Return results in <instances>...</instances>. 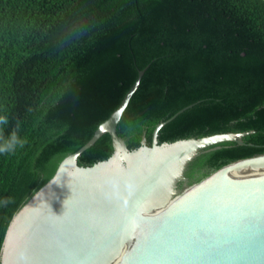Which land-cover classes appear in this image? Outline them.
<instances>
[{
	"label": "trees",
	"instance_id": "trees-1",
	"mask_svg": "<svg viewBox=\"0 0 264 264\" xmlns=\"http://www.w3.org/2000/svg\"><path fill=\"white\" fill-rule=\"evenodd\" d=\"M144 71L116 132L129 150L252 132L189 165L188 186L264 154L263 0H0V251L13 216L86 144ZM209 147V148H213ZM208 148V149H209ZM108 134L77 159H108Z\"/></svg>",
	"mask_w": 264,
	"mask_h": 264
},
{
	"label": "water",
	"instance_id": "water-1",
	"mask_svg": "<svg viewBox=\"0 0 264 264\" xmlns=\"http://www.w3.org/2000/svg\"><path fill=\"white\" fill-rule=\"evenodd\" d=\"M143 72L91 139L13 216L0 264H264V154L191 187L185 176L199 155L220 143L242 146L252 132L159 144V130L183 109L156 125L150 146L143 134L129 150L116 128ZM104 134L111 156L80 167L78 157Z\"/></svg>",
	"mask_w": 264,
	"mask_h": 264
},
{
	"label": "clouds",
	"instance_id": "clouds-1",
	"mask_svg": "<svg viewBox=\"0 0 264 264\" xmlns=\"http://www.w3.org/2000/svg\"><path fill=\"white\" fill-rule=\"evenodd\" d=\"M9 124V119L6 115H0V126H7ZM27 141L20 138L16 131L11 132L7 138L0 136V154H7L15 152L18 147L22 148ZM59 177L54 178L50 182H56ZM39 196V194H37ZM11 201L9 199H4L0 201V205L7 206Z\"/></svg>",
	"mask_w": 264,
	"mask_h": 264
},
{
	"label": "flooded vegetation",
	"instance_id": "flooded-vegetation-1",
	"mask_svg": "<svg viewBox=\"0 0 264 264\" xmlns=\"http://www.w3.org/2000/svg\"><path fill=\"white\" fill-rule=\"evenodd\" d=\"M187 184H188V182H187ZM183 185H180L179 187H182Z\"/></svg>",
	"mask_w": 264,
	"mask_h": 264
}]
</instances>
